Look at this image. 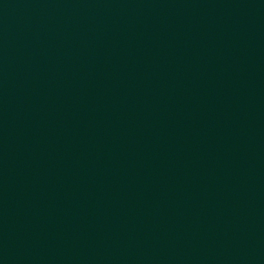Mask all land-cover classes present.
Here are the masks:
<instances>
[{"label":"water","instance_id":"obj_1","mask_svg":"<svg viewBox=\"0 0 264 264\" xmlns=\"http://www.w3.org/2000/svg\"><path fill=\"white\" fill-rule=\"evenodd\" d=\"M0 264H264V0H0Z\"/></svg>","mask_w":264,"mask_h":264}]
</instances>
